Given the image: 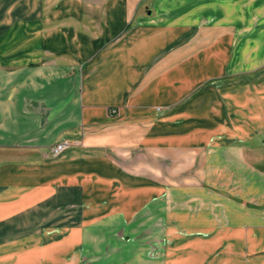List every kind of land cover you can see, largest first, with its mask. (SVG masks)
Segmentation results:
<instances>
[{
    "label": "crops",
    "instance_id": "1",
    "mask_svg": "<svg viewBox=\"0 0 264 264\" xmlns=\"http://www.w3.org/2000/svg\"><path fill=\"white\" fill-rule=\"evenodd\" d=\"M44 2L0 0V264H264V0Z\"/></svg>",
    "mask_w": 264,
    "mask_h": 264
},
{
    "label": "rangeland",
    "instance_id": "2",
    "mask_svg": "<svg viewBox=\"0 0 264 264\" xmlns=\"http://www.w3.org/2000/svg\"><path fill=\"white\" fill-rule=\"evenodd\" d=\"M45 2H44V5L46 6V10H53V9H55V8H57L59 5H60V3L63 1V0H44ZM84 1H86V2H84L83 3V10L85 11V12H87V11H91V10H96L97 9V5H96V0H84ZM91 1H93V2H91ZM91 5L92 6H94V7H91ZM64 22V21H66V22H68V21H70V20H64V19H58L57 20V22H58V24H60L59 22ZM93 21V22H92ZM97 21H99V17H98V14H96V11H95V18H90V20H89V23H95V22H97Z\"/></svg>",
    "mask_w": 264,
    "mask_h": 264
},
{
    "label": "built area",
    "instance_id": "3",
    "mask_svg": "<svg viewBox=\"0 0 264 264\" xmlns=\"http://www.w3.org/2000/svg\"><path fill=\"white\" fill-rule=\"evenodd\" d=\"M114 109H111V112H114ZM73 143L67 139L60 140L50 147V154L53 157H57L59 154H61L65 149L70 147Z\"/></svg>",
    "mask_w": 264,
    "mask_h": 264
}]
</instances>
